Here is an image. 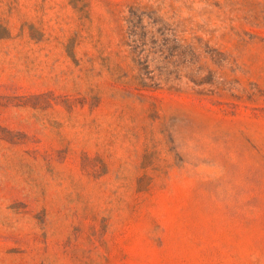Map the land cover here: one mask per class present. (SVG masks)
<instances>
[{
	"label": "rangeland",
	"instance_id": "rangeland-1",
	"mask_svg": "<svg viewBox=\"0 0 264 264\" xmlns=\"http://www.w3.org/2000/svg\"><path fill=\"white\" fill-rule=\"evenodd\" d=\"M0 264H264V0H0Z\"/></svg>",
	"mask_w": 264,
	"mask_h": 264
}]
</instances>
